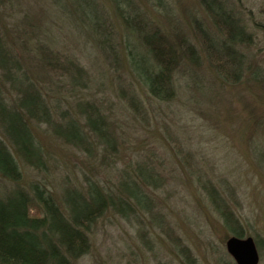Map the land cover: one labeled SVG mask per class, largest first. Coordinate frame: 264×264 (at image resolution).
<instances>
[{
  "label": "rangeland",
  "instance_id": "obj_1",
  "mask_svg": "<svg viewBox=\"0 0 264 264\" xmlns=\"http://www.w3.org/2000/svg\"><path fill=\"white\" fill-rule=\"evenodd\" d=\"M154 1L123 6L132 19L128 28L105 7L104 19L113 28L117 21L115 43L136 49L131 65L121 52L103 55L91 41L84 44L81 0H19L23 9L8 27L31 42L36 60L48 59L43 49L51 42L59 47L52 52L60 60L74 58L84 67L90 80L81 99L95 102L104 118L75 105L70 115L85 130L82 112L96 120L97 132L82 140V148L57 139L55 128L39 126L45 168L23 170L17 185L31 194L30 184H39L62 206L64 201L73 206L92 188L88 182L104 186L114 200L131 195L133 204L119 207L126 218L114 213L101 218L90 251L77 264H236L227 248L235 224L225 225L201 188L210 181L222 190V183L233 192L229 207L247 229L246 237L256 239L258 264H264V0H165L161 9L152 6ZM225 2L253 40L239 47L248 58L240 60L232 84L210 66L203 42L222 46L224 36L204 7L216 5L225 21ZM157 44L163 61L179 62L169 72L175 95L167 101L144 87L157 70ZM63 130L69 137L76 133ZM13 187L0 179V192Z\"/></svg>",
  "mask_w": 264,
  "mask_h": 264
},
{
  "label": "trees",
  "instance_id": "obj_2",
  "mask_svg": "<svg viewBox=\"0 0 264 264\" xmlns=\"http://www.w3.org/2000/svg\"><path fill=\"white\" fill-rule=\"evenodd\" d=\"M129 2L131 0H81L83 20L80 23L84 29L82 34L88 39L84 44L91 41L94 50L103 55L121 52L132 65L135 64L136 49L125 41L126 45L115 43L117 21L114 20L113 28L103 17L106 7L117 15L121 27H130L132 19L127 17L123 8ZM164 3L165 0H156L151 4L161 9ZM22 4L19 0H0V179L15 185L11 190L0 192V264H77L90 251L93 228L101 218L110 213L126 218L119 207H130L133 198L125 193L114 200L104 186L88 182L93 184L92 188L79 193L73 206L65 201L66 206H62L39 184H30L31 194L17 185L22 181L23 170L42 171L45 168L46 151L36 132L39 126L48 125L49 130L55 128L57 139L82 148V140L95 136L96 120L86 119L82 112L89 131L85 130L80 126V120L70 115L75 105L80 109L84 106L104 118L95 102H83L81 99L90 80V73L84 67L73 61L74 58L63 62L58 54L52 52L59 49L58 46L50 42V47L43 49L34 38L36 46L48 53L47 60H36L35 55H30L31 42H26L25 36L15 26L8 27L17 9H23ZM131 6H134L133 0ZM204 9L217 31L224 36L222 46L208 45L203 41L211 59L210 66L224 83H236V69L242 65L240 60L248 58L239 47L246 48L245 43L253 41L252 34L226 2L222 8L225 9V21L216 12L219 10L216 5L206 4ZM160 49L161 45L157 44L159 53L154 60L157 70H152L147 80L149 85L144 87L155 98L167 101L175 95L169 72L176 69L179 62L163 61ZM161 83L169 90L168 96L162 95ZM54 114H58L60 120L57 121ZM65 128L72 132L76 130V133L69 137L63 130ZM144 182L147 187L151 185ZM208 182L207 186L201 184V188L207 193L213 208L225 225L235 224L234 230H230L231 236L243 238L246 232L229 207L233 192L224 189L222 183L220 190Z\"/></svg>",
  "mask_w": 264,
  "mask_h": 264
},
{
  "label": "water",
  "instance_id": "obj_3",
  "mask_svg": "<svg viewBox=\"0 0 264 264\" xmlns=\"http://www.w3.org/2000/svg\"><path fill=\"white\" fill-rule=\"evenodd\" d=\"M229 254L235 259L237 264H258L259 256L251 238L248 241H239L230 238L227 241Z\"/></svg>",
  "mask_w": 264,
  "mask_h": 264
},
{
  "label": "bare ground",
  "instance_id": "obj_4",
  "mask_svg": "<svg viewBox=\"0 0 264 264\" xmlns=\"http://www.w3.org/2000/svg\"><path fill=\"white\" fill-rule=\"evenodd\" d=\"M241 227H242V225H241ZM243 228H244V227H243ZM244 231L247 232V229L244 228ZM231 235H232V234H231ZM231 235H230L231 238H235V239H237V240H239V241H248V240L251 239V236H247V237H246V234H245V236H244L243 238H239V237L231 236Z\"/></svg>",
  "mask_w": 264,
  "mask_h": 264
}]
</instances>
